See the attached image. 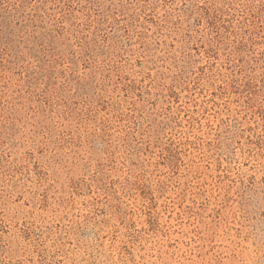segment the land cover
<instances>
[{
    "label": "rangeland",
    "instance_id": "obj_1",
    "mask_svg": "<svg viewBox=\"0 0 264 264\" xmlns=\"http://www.w3.org/2000/svg\"><path fill=\"white\" fill-rule=\"evenodd\" d=\"M0 264H264V0H0Z\"/></svg>",
    "mask_w": 264,
    "mask_h": 264
}]
</instances>
